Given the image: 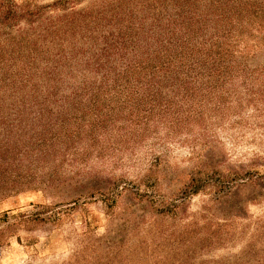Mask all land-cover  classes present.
<instances>
[{
	"label": "rangeland",
	"instance_id": "1",
	"mask_svg": "<svg viewBox=\"0 0 264 264\" xmlns=\"http://www.w3.org/2000/svg\"><path fill=\"white\" fill-rule=\"evenodd\" d=\"M109 1L0 0V264H264V0L168 45Z\"/></svg>",
	"mask_w": 264,
	"mask_h": 264
},
{
	"label": "trees",
	"instance_id": "2",
	"mask_svg": "<svg viewBox=\"0 0 264 264\" xmlns=\"http://www.w3.org/2000/svg\"><path fill=\"white\" fill-rule=\"evenodd\" d=\"M124 1L125 0H118L116 2H112L111 0L105 4V6H103L102 10L103 12L110 11L111 13L116 10L115 14H122L127 18L129 17V14L139 15L144 11L147 12L148 15H152L153 17V25H164L161 27V35L172 37L164 38V45L176 42L175 39L180 37L181 34H176L175 32L180 31L177 27V22H179L182 26H193V28L197 29H200L202 25H206L208 22H213V19H227L233 23L235 20H237L234 18V15L240 13L244 9L240 7L239 4H237V6L235 4L229 5L227 3L228 0H210L208 6H206L205 9H200L202 0H171L175 11L172 17H167L166 20L165 15H161V11L165 9L164 0H128L131 1V3L126 7H121ZM53 5L56 6V3H53ZM19 7L21 8L20 10H18ZM24 7L26 6H17L15 4H6L0 2V24H11L12 20L17 18V13L20 15L27 13L25 18L30 21H34L35 19L39 18L38 15L40 8L33 12L29 11L28 9L24 11ZM31 13H33V16ZM89 20L91 21V19ZM85 23H87V17H85L83 20H78L74 17L67 18L63 22L50 24L42 34L38 35V38L40 41L45 40L47 42L46 44H56L58 45V48H62L67 42V36H73L74 32L76 30H80ZM192 31L194 32V30ZM184 33L185 34L183 35L188 36L187 32ZM202 33L203 32H200V34ZM15 42H17L16 47L25 51L26 46L23 39H17L11 42L10 45L13 46ZM43 45H45V43ZM51 57L52 59H50V57L44 58H46L51 64H57L59 59L55 60L54 58L58 57V54H54ZM0 161H2V158ZM1 172L2 164L0 162V197L5 193L3 188L4 180L1 176Z\"/></svg>",
	"mask_w": 264,
	"mask_h": 264
}]
</instances>
